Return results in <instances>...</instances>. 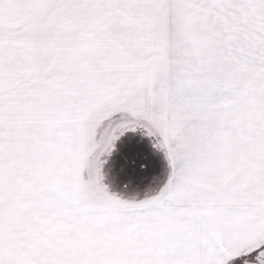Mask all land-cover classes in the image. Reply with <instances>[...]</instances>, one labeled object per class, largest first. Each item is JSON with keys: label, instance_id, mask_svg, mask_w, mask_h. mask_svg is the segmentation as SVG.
<instances>
[{"label": "snow or ice", "instance_id": "obj_1", "mask_svg": "<svg viewBox=\"0 0 264 264\" xmlns=\"http://www.w3.org/2000/svg\"><path fill=\"white\" fill-rule=\"evenodd\" d=\"M0 264H264V0H0Z\"/></svg>", "mask_w": 264, "mask_h": 264}]
</instances>
